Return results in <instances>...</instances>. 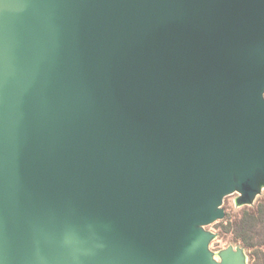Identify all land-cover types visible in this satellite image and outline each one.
<instances>
[{"label": "water", "instance_id": "obj_1", "mask_svg": "<svg viewBox=\"0 0 264 264\" xmlns=\"http://www.w3.org/2000/svg\"><path fill=\"white\" fill-rule=\"evenodd\" d=\"M257 177L264 0H0V264H242Z\"/></svg>", "mask_w": 264, "mask_h": 264}, {"label": "rangeland", "instance_id": "obj_2", "mask_svg": "<svg viewBox=\"0 0 264 264\" xmlns=\"http://www.w3.org/2000/svg\"><path fill=\"white\" fill-rule=\"evenodd\" d=\"M261 204L264 205V179L262 177L256 178L255 193L249 199H244L239 192L224 199L221 206L224 210V218L204 228L215 235L210 242L209 249L216 257L221 251L228 248L234 250L240 248L242 250V264H264V214L259 217L253 229V249L246 250L235 236L236 224L243 214Z\"/></svg>", "mask_w": 264, "mask_h": 264}, {"label": "trees", "instance_id": "obj_3", "mask_svg": "<svg viewBox=\"0 0 264 264\" xmlns=\"http://www.w3.org/2000/svg\"><path fill=\"white\" fill-rule=\"evenodd\" d=\"M264 214V205H258L256 208L252 209L250 212H245L239 222L236 224V238L240 241L243 247L250 251L254 248L253 241V229L256 223Z\"/></svg>", "mask_w": 264, "mask_h": 264}]
</instances>
